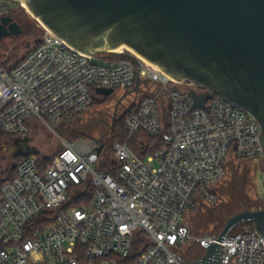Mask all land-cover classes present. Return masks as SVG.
I'll list each match as a JSON object with an SVG mask.
<instances>
[{
    "label": "built area",
    "instance_id": "obj_1",
    "mask_svg": "<svg viewBox=\"0 0 264 264\" xmlns=\"http://www.w3.org/2000/svg\"><path fill=\"white\" fill-rule=\"evenodd\" d=\"M21 10L23 0H0V17ZM43 27L18 64L0 65V133L22 137L33 120L51 127L80 116L96 89L112 88L140 95L124 112L129 136L163 131L164 143L146 159L120 141L110 159L93 141H65L47 165L24 155L0 180V264H264V236L247 223L222 241L221 231L198 237L203 254H186L185 214L215 200L231 161L264 163L258 119L128 48L92 56ZM193 90L212 94L205 108H193Z\"/></svg>",
    "mask_w": 264,
    "mask_h": 264
},
{
    "label": "water",
    "instance_id": "obj_2",
    "mask_svg": "<svg viewBox=\"0 0 264 264\" xmlns=\"http://www.w3.org/2000/svg\"><path fill=\"white\" fill-rule=\"evenodd\" d=\"M23 1L78 51L99 56L125 46L176 80L191 79L249 111L261 124L264 149V0ZM22 33L11 16L1 18L0 41ZM191 94L193 108H205L212 96ZM24 140L23 154L36 152L29 137ZM244 223L264 236V206L244 205L227 217L218 240ZM194 264L217 263L202 256Z\"/></svg>",
    "mask_w": 264,
    "mask_h": 264
},
{
    "label": "rangeland",
    "instance_id": "obj_3",
    "mask_svg": "<svg viewBox=\"0 0 264 264\" xmlns=\"http://www.w3.org/2000/svg\"><path fill=\"white\" fill-rule=\"evenodd\" d=\"M17 17L30 22L31 32L6 37L0 41V65L6 68L33 49L36 46V40L40 39L44 33L43 24L28 11L21 12ZM121 50L126 51V48L123 47ZM125 93L124 89H116L113 95L100 94L103 99L109 96L106 106L95 104L80 116L61 120L52 124L51 127L33 120L27 135L31 146L36 148L40 158H50L62 150L65 141L101 142L105 157L110 159L112 144L118 140L113 137L115 121L121 118L125 110L138 101L140 96L138 92H128L119 108L116 109V103ZM17 146L15 141L9 140L1 144L0 180L12 175L11 170L17 161L14 156ZM137 153L146 159L147 154L138 151ZM213 190L217 194V202L200 206L190 211L185 218L191 233L186 251L188 257L201 256L203 249L198 245L197 238L205 234L219 233L226 223V218L241 210L244 205L254 208L263 207L264 163L243 159L231 161L225 176L213 186Z\"/></svg>",
    "mask_w": 264,
    "mask_h": 264
},
{
    "label": "trees",
    "instance_id": "obj_4",
    "mask_svg": "<svg viewBox=\"0 0 264 264\" xmlns=\"http://www.w3.org/2000/svg\"><path fill=\"white\" fill-rule=\"evenodd\" d=\"M21 12H26L25 10H21V11H18V12H15L12 14V16L18 18V14H20ZM32 50V49H31ZM31 50H29L21 59L17 60L15 63H13L10 67H13L15 66L16 64H18ZM95 102L93 104V106L95 104H99V105H105L106 106V103L107 101L109 100V96H107L106 98H101L100 97V94L97 92V89L95 91ZM124 115L121 117V118H117L116 121H115V124H114V128H113V137L118 139L117 141H120V142H126L130 147H132L133 150H135L136 152H142L143 154H149V153H152L154 150L158 149L159 147H161L164 143V140H163V131L162 133H160L158 136H155V137H148L144 134H137L135 136H129L127 130H126V127H125V124H124ZM17 137L16 136H13V135H7V134H2L0 133V147H1V144L5 141H14ZM147 142L148 141V145L145 149L142 148V143L144 142ZM38 151L36 150V153ZM16 158H17V161L14 163L13 165V168L11 170V174L14 175L15 172H16V166L18 164V162L21 160V158L24 156V154L20 155V154H15L14 155ZM52 157L50 158H42L43 160V163L44 164H49L50 161H51ZM243 160H246V159H243ZM101 169L102 170H106L108 171L109 168L106 166V165H102L101 166ZM2 173V170H1V167H0V174ZM214 192V190H213ZM216 198L214 201L210 202V201H203L201 202L199 205H197V207H195L194 209H198L200 206H207L208 204L211 205V204H215L218 200V197H217V194L214 192ZM264 206V204L262 205ZM261 207V206H260ZM192 209V210H194ZM190 210V211H192ZM188 211L186 214H185V218L187 216V214L190 212ZM185 224H186V221H185ZM187 225V224H186ZM251 227H253L251 224H249ZM188 226V225H187ZM189 228V227H188ZM223 229V228H222ZM190 230V228H189Z\"/></svg>",
    "mask_w": 264,
    "mask_h": 264
},
{
    "label": "flooded vegetation",
    "instance_id": "obj_5",
    "mask_svg": "<svg viewBox=\"0 0 264 264\" xmlns=\"http://www.w3.org/2000/svg\"><path fill=\"white\" fill-rule=\"evenodd\" d=\"M3 17H6V16H1L0 17V21H1V18H3ZM13 19H14V21H16L19 25H20V27L23 29V33L22 34H24L25 32H27V33H30L31 32V29H30V22L27 20V19H25V20H22V19H19V18H16V17H14V16H11ZM12 36H15V35H12ZM6 38V37H5ZM128 92H130V90H127L126 91V93H128ZM127 96V95H126ZM116 97H117V95H116ZM123 99L124 98H121L120 99V101L119 102H117L116 103V109L117 108H119V106H120V104L122 103V101H123ZM20 139H22V140H24V137H20ZM25 150V146H17V148L14 150V154H22L23 155V151ZM203 254V253H202Z\"/></svg>",
    "mask_w": 264,
    "mask_h": 264
},
{
    "label": "crops",
    "instance_id": "obj_6",
    "mask_svg": "<svg viewBox=\"0 0 264 264\" xmlns=\"http://www.w3.org/2000/svg\"><path fill=\"white\" fill-rule=\"evenodd\" d=\"M22 137H24V139H25V137H27V135L26 136H22ZM14 141L16 142V144H18V146H22L23 145V146L26 147L25 140L20 139V137H17Z\"/></svg>",
    "mask_w": 264,
    "mask_h": 264
},
{
    "label": "bare ground",
    "instance_id": "obj_7",
    "mask_svg": "<svg viewBox=\"0 0 264 264\" xmlns=\"http://www.w3.org/2000/svg\"><path fill=\"white\" fill-rule=\"evenodd\" d=\"M28 12L31 14V15H33L32 14V12L28 9ZM34 16V15H33ZM37 19V18H36ZM44 26V25H43ZM46 27V26H45ZM123 47H125V46H122V47H120V48H118V49H116V50H118V51H121V49L123 48ZM126 48V47H125ZM130 50V52L132 53V54H134V55H136V56H140L139 54H137L135 51H133L132 49H129Z\"/></svg>",
    "mask_w": 264,
    "mask_h": 264
}]
</instances>
